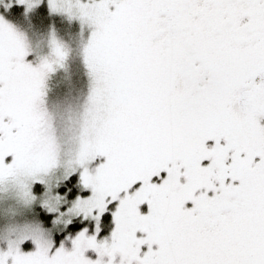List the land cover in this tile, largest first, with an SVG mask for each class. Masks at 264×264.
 I'll return each mask as SVG.
<instances>
[{
    "label": "snow or ice",
    "instance_id": "obj_1",
    "mask_svg": "<svg viewBox=\"0 0 264 264\" xmlns=\"http://www.w3.org/2000/svg\"><path fill=\"white\" fill-rule=\"evenodd\" d=\"M0 8V264H264V0Z\"/></svg>",
    "mask_w": 264,
    "mask_h": 264
},
{
    "label": "rangeland",
    "instance_id": "obj_2",
    "mask_svg": "<svg viewBox=\"0 0 264 264\" xmlns=\"http://www.w3.org/2000/svg\"><path fill=\"white\" fill-rule=\"evenodd\" d=\"M3 11V8H0V12ZM24 27H26V24L22 23ZM69 24L66 21H63V24L61 26V28L63 29L64 34L62 36H64L66 39L70 38V34H74L72 32L69 33ZM71 28V27H70ZM70 71L74 74V75H79L80 73H82L83 69L82 66L80 65L79 60H73L70 62Z\"/></svg>",
    "mask_w": 264,
    "mask_h": 264
},
{
    "label": "trees",
    "instance_id": "obj_3",
    "mask_svg": "<svg viewBox=\"0 0 264 264\" xmlns=\"http://www.w3.org/2000/svg\"><path fill=\"white\" fill-rule=\"evenodd\" d=\"M19 12H20V9H13L11 14H9L8 18L10 20H13L14 22H19L23 26V24H22L23 21L19 18V15H18ZM57 23H58V28L60 30V34L63 35L64 32H63V29L61 28V26L63 24V20H60L59 18H57ZM68 30H69V33L70 32L76 33L79 31V26L77 24H72L69 26Z\"/></svg>",
    "mask_w": 264,
    "mask_h": 264
}]
</instances>
